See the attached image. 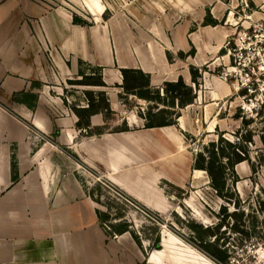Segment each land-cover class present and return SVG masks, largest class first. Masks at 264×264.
Segmentation results:
<instances>
[{
    "label": "crops",
    "instance_id": "obj_1",
    "mask_svg": "<svg viewBox=\"0 0 264 264\" xmlns=\"http://www.w3.org/2000/svg\"><path fill=\"white\" fill-rule=\"evenodd\" d=\"M94 1L0 0V264H169L152 258L164 250V232L160 250L136 241L133 231L108 234L97 213L104 211L87 191L94 185L81 172H100L163 219L176 212L171 199L183 195L192 175L208 176L194 169L195 159L181 166L173 161L177 141L183 149L188 141L176 126L146 128L139 114L125 110L122 71L143 72L155 89L180 79L191 86L192 70L207 67L221 50L218 26H202L206 12L193 18L186 1L168 2L166 15L152 0L149 11L144 5L148 14L129 21L106 20L101 0L97 17ZM75 17L90 25L75 24ZM177 52L187 55L182 66L170 59ZM90 68L102 69L100 92L108 96L115 126L125 129L95 135L110 126L102 112L90 116L93 134L77 126L74 109H88L89 102L72 107L66 84ZM223 94L208 93L216 105ZM204 98L197 90L190 106ZM170 164L182 170L180 177ZM153 178L165 207L153 204Z\"/></svg>",
    "mask_w": 264,
    "mask_h": 264
},
{
    "label": "rangeland",
    "instance_id": "obj_2",
    "mask_svg": "<svg viewBox=\"0 0 264 264\" xmlns=\"http://www.w3.org/2000/svg\"><path fill=\"white\" fill-rule=\"evenodd\" d=\"M101 1L109 9L107 19L115 16L126 21L134 20L132 16L141 12L148 14L147 10L152 5V0ZM157 1L160 7L155 6L164 12L161 14L167 15V4L172 1ZM184 1L188 2L193 18L200 17L201 12L205 15L206 12L202 26H218V31L223 35V41L222 38V42L219 41L221 50L218 55L208 62L207 67L197 66L196 70L193 69V85H187L193 91L192 96L196 95L197 90L198 93L204 91V100L196 107L188 105L172 108L170 104L174 102V97H180V102L188 100L187 89L163 86L161 89L144 90L145 79L130 76L127 85L141 88L139 93L146 92L152 102L128 94L125 87L121 92V102L127 112L134 111L145 117L155 115L153 123L156 124L178 119L177 131L190 135L195 140L188 138L184 149L177 141L179 150L172 157L175 159L173 161L181 166V163H190L201 154L207 162L216 158V179L221 186L220 194L212 187L209 175H192L183 195L171 199L176 212L163 219L155 212L147 213L128 203L115 186L105 183L107 180L101 178L100 172L83 169L81 173L85 175L86 183L94 185L92 190L100 208L105 212V224L112 233L129 228L137 236L139 234V239L152 249L154 240L164 232L162 243L165 239L169 240L170 257L174 264H264V92L253 97L235 94L232 83L226 82L222 75L230 66L225 47L231 37H238L239 33L249 27H264V0H177L176 3L183 5ZM94 2L96 3L91 4L96 7L93 6L92 12L98 17V11L104 6L99 0ZM82 15L90 18L88 12H83ZM162 16L160 15V20L163 19ZM196 30L193 26L192 32ZM215 43L213 42V46L218 47ZM188 54L194 57L195 50L192 48ZM186 56L177 52L170 59L177 60L182 66ZM88 74L92 78L77 76L72 82H67L65 97L71 101L72 107L84 106L90 100L98 108H104L108 101L107 94L100 92L102 88L90 85L100 83L99 72L89 71ZM214 90L224 93L218 105L208 95ZM90 91H94V94H90ZM161 98L168 106L160 102ZM107 115L111 120L110 126L101 129L102 133L126 128L123 124L115 126L113 114ZM213 142L217 143L215 148L210 146ZM236 154H245L250 162L245 161L236 166ZM169 161L166 159L162 163H170ZM170 165L178 171L175 177H180L182 170L179 171L177 165ZM234 168L237 174H233ZM222 173L227 176V185ZM156 184L157 180L154 179L153 204L165 207L167 200ZM162 184L164 185L163 182ZM171 191L169 188V193ZM163 251L155 252V257ZM154 255L152 258L155 259Z\"/></svg>",
    "mask_w": 264,
    "mask_h": 264
},
{
    "label": "trees",
    "instance_id": "obj_3",
    "mask_svg": "<svg viewBox=\"0 0 264 264\" xmlns=\"http://www.w3.org/2000/svg\"><path fill=\"white\" fill-rule=\"evenodd\" d=\"M106 15L107 13L104 15V18H106ZM74 22L75 24H80V25H85V26H89L90 24L85 22V21H82L80 20L79 18L75 17L74 19ZM212 25V24H211ZM90 71L92 73H95V72H99V76H100V83L99 84H90L91 86H94V87H105L106 85L103 83L102 81V69L100 68H90ZM123 73V76H124V81H125V90L127 91L128 94L130 95H135L143 100H146L148 102H152V99H150V97L148 96V94L145 92L144 94H140L139 91L141 90V88H138V87H129L127 85V82L129 80V77L130 76H134V78L138 79L139 77L145 79V82L146 84L143 86L144 90H151V86H150V79L148 76H146L143 72L141 71H135V70H123L122 71ZM194 72L192 70V78H194ZM80 76L81 77H86V78H92L91 75H87L83 72L80 73ZM94 76V75H92ZM72 82V81H70ZM166 88H174V87H182L184 89H187V91H189V98L187 101H183V102H180V97H174V102L170 104V106L172 108H183V107H187L188 105H192L194 102H195V99H196V95L195 96H192V89H190L189 87H187V85L185 84V82L180 79L177 83H167L165 85ZM166 91V89L164 90ZM167 92V91H166ZM93 92H91L90 94H92ZM94 94V93H93ZM102 94H105V93H102ZM160 102L164 105H167L168 104L161 98L160 99ZM74 112L76 113V115L78 116L79 118V122L77 124V126L79 128H82V129H86L88 130L89 134H93L92 131L89 130V127H90V116L93 115V114H98V113H105L106 115L109 114L111 115L112 112H111V109H110V105H109V102L107 101V104L104 108H98L97 106H95L90 100H89V103H88V109H74ZM181 115V114H180ZM108 117V115H107ZM141 118H143L145 121H146V128H164V127H170V126H177V121H172V122H163V123H153V119L155 118V115H151L150 117H145L143 116L142 114L140 115ZM180 117V116H179ZM97 131V130H96ZM94 132L95 135H101L103 134L101 132V130L98 132ZM127 131V130H126ZM187 138H189L190 140L194 141V137H191L190 135H186L184 134ZM217 143L213 142L211 143V147L215 148L217 145ZM213 154L215 155V153L213 152ZM230 162V159L228 160ZM245 161H249V158H247V156L244 154V155H239V154H236L235 155V165L237 166L238 164L240 163H243ZM215 163H217V159L215 158L214 161H210L207 162L205 157L203 156V154L201 155H197L196 158H195V163H194V169L195 170H200V171H204L206 172L210 179H211V183H212V187L214 189H216L218 191V193L220 194V188L221 186L218 185V182H217V179H216V175L218 174L217 173V167L215 166ZM221 172V171H220ZM237 170L236 168H234L233 170V174H237L236 173ZM221 175V173H220ZM222 176L224 177L223 180L226 182L225 185H227V176L226 174H223L222 173ZM108 186H113V184H111L110 182L106 181L105 182ZM115 188L117 190L120 191V195L130 204L132 205H135L136 207L146 211L147 213L148 212H152V211H149L148 209H146L145 207H143L142 205H140L138 202H136L135 200H133L132 198H130L129 196H127L121 189H119L118 187L115 186ZM88 193H89V196L95 201L97 202L98 204L99 201L95 195V192L94 190L92 189H87ZM98 213V216H99V219L103 225V227L106 229V231L108 232L109 235L111 236H114L115 234L117 235H120V234H124V233H127V232H132L129 228H122L121 230L119 231H115V232H111L109 229H107L106 227V224H105V221H104V214L105 212H102L100 210L97 211ZM132 235L133 237L135 238L136 241L140 242V239L139 237L132 232ZM161 243V238L160 236H158L155 240H154V243H153V249L155 250H160L161 248L159 247V244Z\"/></svg>",
    "mask_w": 264,
    "mask_h": 264
},
{
    "label": "built area",
    "instance_id": "obj_4",
    "mask_svg": "<svg viewBox=\"0 0 264 264\" xmlns=\"http://www.w3.org/2000/svg\"><path fill=\"white\" fill-rule=\"evenodd\" d=\"M225 50L230 66L222 75L232 83L235 94L253 97L264 92V27H249L234 35Z\"/></svg>",
    "mask_w": 264,
    "mask_h": 264
},
{
    "label": "bare ground",
    "instance_id": "obj_5",
    "mask_svg": "<svg viewBox=\"0 0 264 264\" xmlns=\"http://www.w3.org/2000/svg\"><path fill=\"white\" fill-rule=\"evenodd\" d=\"M165 237H166V235H165ZM168 242H169V240L165 239V241L163 243V245L165 246L163 253L162 254H156V257L155 256L154 257L156 259H158V260H167L169 262V264H174L172 259H171V257H170L171 256L170 255L171 254V250L169 249V245H168L169 243Z\"/></svg>",
    "mask_w": 264,
    "mask_h": 264
},
{
    "label": "water",
    "instance_id": "obj_6",
    "mask_svg": "<svg viewBox=\"0 0 264 264\" xmlns=\"http://www.w3.org/2000/svg\"><path fill=\"white\" fill-rule=\"evenodd\" d=\"M161 246V245H160Z\"/></svg>",
    "mask_w": 264,
    "mask_h": 264
}]
</instances>
